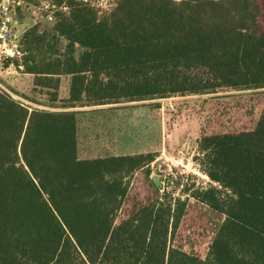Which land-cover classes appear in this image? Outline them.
<instances>
[{"label": "trees", "instance_id": "obj_1", "mask_svg": "<svg viewBox=\"0 0 264 264\" xmlns=\"http://www.w3.org/2000/svg\"><path fill=\"white\" fill-rule=\"evenodd\" d=\"M21 1L68 8L50 29H28L14 62L52 102L61 77L68 92L58 110H29L0 91V264H264V98L252 129L200 135L194 162L215 186L175 178L159 190L150 179L147 198L131 181L158 154L81 160L76 118L264 90V0H115L106 11ZM197 205L220 219L205 254L183 244Z\"/></svg>", "mask_w": 264, "mask_h": 264}, {"label": "rangeland", "instance_id": "obj_2", "mask_svg": "<svg viewBox=\"0 0 264 264\" xmlns=\"http://www.w3.org/2000/svg\"><path fill=\"white\" fill-rule=\"evenodd\" d=\"M85 1L106 11L115 0ZM39 5L17 10L18 37L22 38L34 25H39L41 30L51 28L54 21L46 20L43 11L33 12L32 8ZM0 91L29 110H58L55 107L67 98L68 78L61 77L59 98L54 102L50 100L49 91L34 88L33 76L23 70L2 73ZM263 98L264 90H248L80 108L76 117L78 157L157 153L156 161L149 166V177L143 171L132 177L131 194L144 198L150 197L151 176H157L168 190V183L175 178H181L184 184L205 188L212 183L194 162L200 135L252 129L261 114ZM219 222L220 219L208 209L194 206L185 225V230L192 229L189 237H183L186 250L193 248L195 253L205 254L212 226Z\"/></svg>", "mask_w": 264, "mask_h": 264}, {"label": "built area", "instance_id": "obj_3", "mask_svg": "<svg viewBox=\"0 0 264 264\" xmlns=\"http://www.w3.org/2000/svg\"><path fill=\"white\" fill-rule=\"evenodd\" d=\"M22 8H26V6L21 0H0V75L10 71L23 70L22 66L14 64L15 61H20L23 56L21 38L16 34L18 26L16 12ZM32 9L33 12L43 11L49 22L55 21L57 14H64L68 11L65 5L57 6L50 2H40L38 8L33 7Z\"/></svg>", "mask_w": 264, "mask_h": 264}, {"label": "water", "instance_id": "obj_4", "mask_svg": "<svg viewBox=\"0 0 264 264\" xmlns=\"http://www.w3.org/2000/svg\"><path fill=\"white\" fill-rule=\"evenodd\" d=\"M152 183L159 189L162 190L163 189V184L162 182L158 179L157 176H151L150 177Z\"/></svg>", "mask_w": 264, "mask_h": 264}, {"label": "crops", "instance_id": "obj_5", "mask_svg": "<svg viewBox=\"0 0 264 264\" xmlns=\"http://www.w3.org/2000/svg\"><path fill=\"white\" fill-rule=\"evenodd\" d=\"M77 155H78V144H77ZM111 156H123V155H111ZM79 158V157H78ZM103 158V157H102ZM79 159H81V158H79ZM89 159H96V158H90V157H86V158H83V159H81V160H89Z\"/></svg>", "mask_w": 264, "mask_h": 264}]
</instances>
